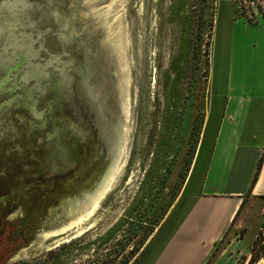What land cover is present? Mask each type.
Segmentation results:
<instances>
[{
  "label": "rangeland",
  "instance_id": "374dc122",
  "mask_svg": "<svg viewBox=\"0 0 264 264\" xmlns=\"http://www.w3.org/2000/svg\"><path fill=\"white\" fill-rule=\"evenodd\" d=\"M242 12L264 0H0V264H151L194 202ZM260 207L239 262L264 264Z\"/></svg>",
  "mask_w": 264,
  "mask_h": 264
},
{
  "label": "crops",
  "instance_id": "0c3cea01",
  "mask_svg": "<svg viewBox=\"0 0 264 264\" xmlns=\"http://www.w3.org/2000/svg\"><path fill=\"white\" fill-rule=\"evenodd\" d=\"M257 19L228 17L222 105L216 101L212 139L199 150L201 170L187 177L195 178V199L151 264H242L239 232L264 200V17Z\"/></svg>",
  "mask_w": 264,
  "mask_h": 264
},
{
  "label": "snow or ice",
  "instance_id": "6c2138e0",
  "mask_svg": "<svg viewBox=\"0 0 264 264\" xmlns=\"http://www.w3.org/2000/svg\"><path fill=\"white\" fill-rule=\"evenodd\" d=\"M23 62L17 61L16 62V69H15V81H16V87H25L26 81L30 78V74H21L23 70ZM8 69L5 66V61L2 55V46H0V95L3 94L5 91V79H6V73ZM43 75H48L47 73H43ZM8 79H11V77H7ZM37 89L42 92L43 89H39V86H37ZM37 89L30 90L29 92V98L33 97L34 93ZM14 99H24V97H15ZM7 104L13 103V101H7ZM5 102H0V110L4 109Z\"/></svg>",
  "mask_w": 264,
  "mask_h": 264
},
{
  "label": "bare ground",
  "instance_id": "6f19581e",
  "mask_svg": "<svg viewBox=\"0 0 264 264\" xmlns=\"http://www.w3.org/2000/svg\"><path fill=\"white\" fill-rule=\"evenodd\" d=\"M112 178H114V177H113L112 173H110V176L107 178V180L105 181V183L100 187V189L97 192L94 193V195H93V198L95 200L94 201V203H95L94 204V207L97 206V204L99 203V201L102 198V196L110 189L111 184H112ZM92 211H93L92 209H90L89 211H86L85 212V215H83V217L84 216H87V215L89 216ZM54 234H56V233H51L49 236H53Z\"/></svg>",
  "mask_w": 264,
  "mask_h": 264
},
{
  "label": "trees",
  "instance_id": "16d2710c",
  "mask_svg": "<svg viewBox=\"0 0 264 264\" xmlns=\"http://www.w3.org/2000/svg\"><path fill=\"white\" fill-rule=\"evenodd\" d=\"M239 16H241V17H246V18H248V19L251 20V21L258 20L257 18H251V17L248 16L247 13H245V12H242ZM261 165H262V159L260 160V163H259L258 170H257V173H256L255 178L257 177V175H258V173H259V170H260V168H261ZM259 258H260V257H258L257 255L253 254L251 260H250L247 264H254V262H256ZM242 264H246V261L242 262Z\"/></svg>",
  "mask_w": 264,
  "mask_h": 264
},
{
  "label": "flooded vegetation",
  "instance_id": "af4514ba",
  "mask_svg": "<svg viewBox=\"0 0 264 264\" xmlns=\"http://www.w3.org/2000/svg\"><path fill=\"white\" fill-rule=\"evenodd\" d=\"M143 224H146V222L144 221Z\"/></svg>",
  "mask_w": 264,
  "mask_h": 264
}]
</instances>
